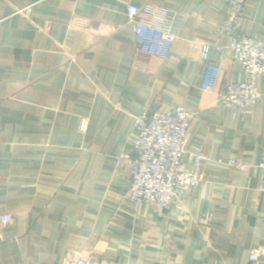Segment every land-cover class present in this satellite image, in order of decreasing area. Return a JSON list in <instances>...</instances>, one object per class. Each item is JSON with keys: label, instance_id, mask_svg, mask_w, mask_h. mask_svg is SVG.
Listing matches in <instances>:
<instances>
[{"label": "crops", "instance_id": "0c3cea01", "mask_svg": "<svg viewBox=\"0 0 264 264\" xmlns=\"http://www.w3.org/2000/svg\"><path fill=\"white\" fill-rule=\"evenodd\" d=\"M129 4L176 36L166 54L142 49ZM228 13L226 0H0V214L12 216L0 264H251L264 246V76L256 104L226 108L227 86L247 79L226 50L202 87L200 47L229 45ZM241 32L264 44V0H249ZM179 106L189 151L208 160L172 214L128 199L118 157L134 156L138 114Z\"/></svg>", "mask_w": 264, "mask_h": 264}, {"label": "built area", "instance_id": "2783aa9c", "mask_svg": "<svg viewBox=\"0 0 264 264\" xmlns=\"http://www.w3.org/2000/svg\"><path fill=\"white\" fill-rule=\"evenodd\" d=\"M249 0H226L229 13L223 25V32L231 36L229 45L203 43L201 58L206 67L202 87L212 91L218 81L220 61L226 50L232 60L242 65L247 79L241 83H230L221 101L226 108L241 111L256 104L263 96L257 81L264 76V44L241 32L244 13ZM128 15L133 23L137 40L143 50L165 47V54L176 40V36L154 22V9L128 5ZM159 19V18H158ZM160 20V19H159ZM157 21V20H155ZM192 114L179 106L172 110L143 111L135 117L138 137L134 141V156L122 153L120 165L131 168V184L127 194L133 202L147 203L160 210H171L176 214L183 209L184 199L189 191L199 186L205 178L202 167L208 155L189 151L187 147ZM88 122L83 120L79 130L86 132ZM229 165L246 170L248 165L231 159ZM260 190L264 191V156L260 163ZM12 222L9 213L0 214V235ZM251 264L264 263V246L250 252ZM64 264H109L96 258L67 257Z\"/></svg>", "mask_w": 264, "mask_h": 264}]
</instances>
